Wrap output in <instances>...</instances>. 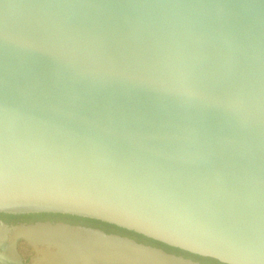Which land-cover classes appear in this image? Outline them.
Listing matches in <instances>:
<instances>
[{
    "label": "water",
    "instance_id": "water-1",
    "mask_svg": "<svg viewBox=\"0 0 264 264\" xmlns=\"http://www.w3.org/2000/svg\"><path fill=\"white\" fill-rule=\"evenodd\" d=\"M0 213L264 264V0H0Z\"/></svg>",
    "mask_w": 264,
    "mask_h": 264
},
{
    "label": "bare ground",
    "instance_id": "bare-ground-1",
    "mask_svg": "<svg viewBox=\"0 0 264 264\" xmlns=\"http://www.w3.org/2000/svg\"><path fill=\"white\" fill-rule=\"evenodd\" d=\"M11 230L12 242L8 244L5 256L15 258V239L26 237L39 253L34 264H192L95 231L48 224ZM4 236L5 231L0 228V238Z\"/></svg>",
    "mask_w": 264,
    "mask_h": 264
},
{
    "label": "flooded vegetation",
    "instance_id": "flooded-vegetation-1",
    "mask_svg": "<svg viewBox=\"0 0 264 264\" xmlns=\"http://www.w3.org/2000/svg\"><path fill=\"white\" fill-rule=\"evenodd\" d=\"M37 223H51V224L64 223L71 226H79L87 229L99 230L106 234H116L123 237H128L135 240L139 244H144L146 246L159 248L167 253L179 257H183L185 260L190 261L192 264H224L219 262L218 260L209 257L195 255L177 248H173L161 243H157L155 241H150V239H144L136 235L125 233L120 229H115L111 225H108L103 222L101 223L96 220L80 218L76 216L73 217L68 215H64V216L51 215V214L10 215L4 213H0V228L4 229L5 231L4 238H0V264H34L38 254L37 250L32 244H30V242L28 241L29 239L27 240L26 238L23 237H21L18 240L17 245L15 247L16 253L19 256L9 259L5 255L7 252L8 244L12 242L10 236L13 230L11 229L20 226L28 227L29 225H33ZM9 230H11V232Z\"/></svg>",
    "mask_w": 264,
    "mask_h": 264
},
{
    "label": "trees",
    "instance_id": "trees-1",
    "mask_svg": "<svg viewBox=\"0 0 264 264\" xmlns=\"http://www.w3.org/2000/svg\"><path fill=\"white\" fill-rule=\"evenodd\" d=\"M43 215H49V214H43ZM51 215H59V216H64V215H61V214H51ZM68 216H70V215H68ZM74 217V216H73ZM102 223V222H101ZM104 223V222H103ZM107 224V223H106ZM108 225H111V224H108ZM112 227H114L115 229H120L121 231H123V232H125V233H128V234H131V235H136V236H139V237H141V238H144V239H149V238H147V237H145V236H143V235H140V234H137V233H135V232H131V231H128V230H125V229H122V228H119V227H117V226H114V225H111ZM150 241H154V240H152V239H150ZM156 242V241H155ZM157 243H159V242H157ZM162 244V243H161ZM165 245V244H164Z\"/></svg>",
    "mask_w": 264,
    "mask_h": 264
},
{
    "label": "rangeland",
    "instance_id": "rangeland-1",
    "mask_svg": "<svg viewBox=\"0 0 264 264\" xmlns=\"http://www.w3.org/2000/svg\"><path fill=\"white\" fill-rule=\"evenodd\" d=\"M38 253V252H37ZM39 256V253L37 254V257ZM37 257H36V259H37ZM36 261V260H35Z\"/></svg>",
    "mask_w": 264,
    "mask_h": 264
}]
</instances>
